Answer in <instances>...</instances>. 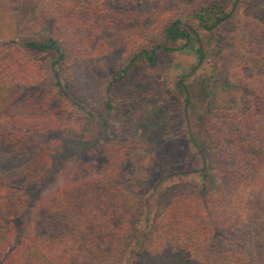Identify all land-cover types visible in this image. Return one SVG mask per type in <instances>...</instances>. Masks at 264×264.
<instances>
[{
    "label": "trees",
    "instance_id": "trees-1",
    "mask_svg": "<svg viewBox=\"0 0 264 264\" xmlns=\"http://www.w3.org/2000/svg\"><path fill=\"white\" fill-rule=\"evenodd\" d=\"M124 84L184 131V167L142 195ZM0 151L26 158L0 167V264H264V0H0Z\"/></svg>",
    "mask_w": 264,
    "mask_h": 264
},
{
    "label": "rangeland",
    "instance_id": "rangeland-1",
    "mask_svg": "<svg viewBox=\"0 0 264 264\" xmlns=\"http://www.w3.org/2000/svg\"><path fill=\"white\" fill-rule=\"evenodd\" d=\"M143 91L141 93L133 84H124L117 90V98L122 102H128L133 99L134 93H138L133 115V132L141 139V148L128 156L121 174L126 186L138 195L144 194L162 173L184 167L182 153L185 143L184 131L177 122L174 104L158 95L152 97L149 94L147 98L146 89ZM206 96V99L211 97L216 107L242 110L250 105L249 99L241 92L219 86L209 89ZM65 139L72 150L97 147L105 142L102 135L86 138L79 133L71 134ZM88 152L92 155L91 151ZM78 157L85 160L93 158L85 153L78 154ZM25 161L26 158L22 155L0 151V167L10 174H19ZM211 173L214 176V172ZM178 194L177 190L166 194L161 207L167 205Z\"/></svg>",
    "mask_w": 264,
    "mask_h": 264
}]
</instances>
